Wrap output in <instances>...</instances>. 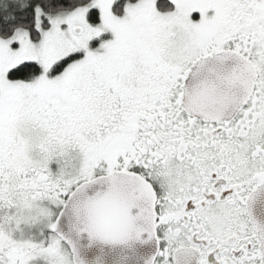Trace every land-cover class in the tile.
<instances>
[{
  "label": "snow or ice",
  "instance_id": "1",
  "mask_svg": "<svg viewBox=\"0 0 264 264\" xmlns=\"http://www.w3.org/2000/svg\"><path fill=\"white\" fill-rule=\"evenodd\" d=\"M0 264H264V0H0Z\"/></svg>",
  "mask_w": 264,
  "mask_h": 264
}]
</instances>
